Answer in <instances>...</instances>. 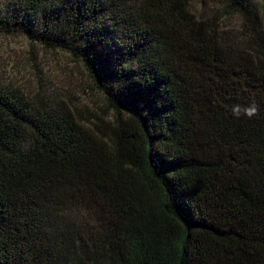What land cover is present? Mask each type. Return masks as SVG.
<instances>
[{
	"label": "trees",
	"instance_id": "trees-1",
	"mask_svg": "<svg viewBox=\"0 0 264 264\" xmlns=\"http://www.w3.org/2000/svg\"><path fill=\"white\" fill-rule=\"evenodd\" d=\"M217 1L0 0V33L65 52L112 112L93 130L0 77V264H264V30Z\"/></svg>",
	"mask_w": 264,
	"mask_h": 264
},
{
	"label": "rangeland",
	"instance_id": "rangeland-1",
	"mask_svg": "<svg viewBox=\"0 0 264 264\" xmlns=\"http://www.w3.org/2000/svg\"><path fill=\"white\" fill-rule=\"evenodd\" d=\"M264 30V0H251ZM217 0L194 3V9H219ZM224 19V17H223ZM225 21L237 23L235 15ZM0 77L19 86L26 93L38 87L59 96L69 105L76 119L96 130V126L111 119L112 112L104 104L100 91L92 83L82 65L61 50H48L32 44L20 34L0 33Z\"/></svg>",
	"mask_w": 264,
	"mask_h": 264
},
{
	"label": "clouds",
	"instance_id": "clouds-1",
	"mask_svg": "<svg viewBox=\"0 0 264 264\" xmlns=\"http://www.w3.org/2000/svg\"><path fill=\"white\" fill-rule=\"evenodd\" d=\"M258 105L255 103V101H252L248 105H240V104H235L232 107V114L236 117H239L241 115H245L249 118L252 116L256 115L258 113Z\"/></svg>",
	"mask_w": 264,
	"mask_h": 264
}]
</instances>
